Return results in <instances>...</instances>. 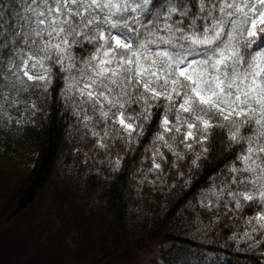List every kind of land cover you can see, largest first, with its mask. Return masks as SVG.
<instances>
[{"label": "snow or ice", "instance_id": "obj_1", "mask_svg": "<svg viewBox=\"0 0 264 264\" xmlns=\"http://www.w3.org/2000/svg\"><path fill=\"white\" fill-rule=\"evenodd\" d=\"M57 76L112 171L117 144L134 151L158 121L141 185L166 184L172 170L190 185L181 163L192 157L190 177L218 147L226 162L190 203L193 224H224L226 243L264 248V0H0L4 124L20 125L5 108L34 90L45 99ZM24 103L30 117L42 111Z\"/></svg>", "mask_w": 264, "mask_h": 264}, {"label": "trees", "instance_id": "obj_2", "mask_svg": "<svg viewBox=\"0 0 264 264\" xmlns=\"http://www.w3.org/2000/svg\"><path fill=\"white\" fill-rule=\"evenodd\" d=\"M63 87L57 76L45 99L36 90L22 95V104L35 100L42 111L20 125L0 120V264H264V248L226 243L224 224L214 230L193 224L190 203L226 162L218 147L190 177L192 157L181 163L190 185L174 170L166 184L141 185L137 170L151 167L145 148L158 121L146 126L134 151L117 144L122 166L112 171L65 106ZM196 211L207 224L208 214ZM237 229L243 221L233 222Z\"/></svg>", "mask_w": 264, "mask_h": 264}, {"label": "rangeland", "instance_id": "obj_3", "mask_svg": "<svg viewBox=\"0 0 264 264\" xmlns=\"http://www.w3.org/2000/svg\"><path fill=\"white\" fill-rule=\"evenodd\" d=\"M33 74H36V73H33ZM25 109L23 108V110H22V113L23 114H25V111H24ZM5 111H9L10 113H11V115L15 118V119H17V120H22L23 118H24V116H21L18 112H14L11 108H8V107H6L5 108Z\"/></svg>", "mask_w": 264, "mask_h": 264}]
</instances>
